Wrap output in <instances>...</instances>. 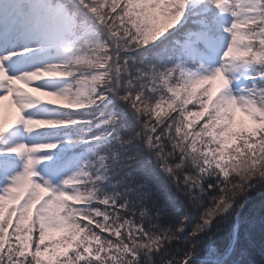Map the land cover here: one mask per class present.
I'll list each match as a JSON object with an SVG mask.
<instances>
[{"label":"snow or ice","instance_id":"6c2138e0","mask_svg":"<svg viewBox=\"0 0 264 264\" xmlns=\"http://www.w3.org/2000/svg\"><path fill=\"white\" fill-rule=\"evenodd\" d=\"M255 200L264 0H0V264H235Z\"/></svg>","mask_w":264,"mask_h":264},{"label":"trees","instance_id":"16d2710c","mask_svg":"<svg viewBox=\"0 0 264 264\" xmlns=\"http://www.w3.org/2000/svg\"><path fill=\"white\" fill-rule=\"evenodd\" d=\"M219 229L217 247L223 250L230 248L233 243L231 255L227 257L230 262L264 264V202L255 200L248 206L245 218L238 228V240L233 242L230 237L231 222L220 225Z\"/></svg>","mask_w":264,"mask_h":264},{"label":"water","instance_id":"95a60500","mask_svg":"<svg viewBox=\"0 0 264 264\" xmlns=\"http://www.w3.org/2000/svg\"><path fill=\"white\" fill-rule=\"evenodd\" d=\"M233 242H234V240H233ZM232 245H233V243H232ZM232 245H231V248H232Z\"/></svg>","mask_w":264,"mask_h":264}]
</instances>
